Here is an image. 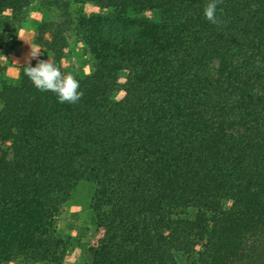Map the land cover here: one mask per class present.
Here are the masks:
<instances>
[{"label":"trees","instance_id":"1","mask_svg":"<svg viewBox=\"0 0 264 264\" xmlns=\"http://www.w3.org/2000/svg\"><path fill=\"white\" fill-rule=\"evenodd\" d=\"M78 1L109 12L0 0V55L37 3L60 21L33 43L62 71L70 34L92 58L75 104L23 65L1 84L0 264H63L54 222L80 182L104 232L87 264H264V0H223L221 26L209 0Z\"/></svg>","mask_w":264,"mask_h":264},{"label":"rangeland","instance_id":"2","mask_svg":"<svg viewBox=\"0 0 264 264\" xmlns=\"http://www.w3.org/2000/svg\"><path fill=\"white\" fill-rule=\"evenodd\" d=\"M69 4L72 13H107L108 10L90 4H81L78 0H65ZM32 11H38L37 19L40 20L38 25H34L30 15ZM9 13L5 12L7 19ZM5 19V20H6ZM7 21V20H6ZM60 21V13L55 8L42 7L34 3L28 12V17L25 23L17 30L26 31L29 35L37 33L40 24H49L54 27V24ZM50 31L44 35V40H49L52 36ZM16 34V35H17ZM16 36L9 40L0 57V87L3 82L8 84H19L18 71L16 70L20 65L14 63L8 53L19 55L21 48L15 43ZM4 51L7 54H4ZM42 52V51H41ZM48 55L41 53V59H48ZM33 61V60H32ZM63 72L71 73L74 77H82L90 73L92 69V58L87 52L83 44L73 35L70 34V41L68 47L64 50L62 58ZM127 76L125 73L120 74L118 88L114 91L113 99L120 100L123 97L121 86L126 82ZM0 149L3 154H7L9 149L7 144H0ZM95 187L88 182H80L73 190L71 197L63 204L62 209L55 219L54 227L57 234L67 242V251L64 256L63 264H87L90 261L89 249L96 246L98 241L103 237L104 232L96 226L95 219L90 208L91 199ZM11 264H20V261ZM45 264V263H40ZM175 264H198L196 257H176Z\"/></svg>","mask_w":264,"mask_h":264},{"label":"clouds","instance_id":"3","mask_svg":"<svg viewBox=\"0 0 264 264\" xmlns=\"http://www.w3.org/2000/svg\"><path fill=\"white\" fill-rule=\"evenodd\" d=\"M223 0H209L203 9L204 17L213 25L221 26L226 22L218 18L216 15L217 7L222 4ZM223 9H221V12ZM29 45L30 51L25 57L23 66V74L32 82V84L41 92H52L56 95L59 103L75 104L83 96V92L79 90V81L71 74L65 73L61 67L48 59H41V50L35 44L21 38ZM32 60H36L35 66Z\"/></svg>","mask_w":264,"mask_h":264},{"label":"crops","instance_id":"4","mask_svg":"<svg viewBox=\"0 0 264 264\" xmlns=\"http://www.w3.org/2000/svg\"><path fill=\"white\" fill-rule=\"evenodd\" d=\"M33 13L30 15V19H32V22L34 23V25H38L40 20H36L37 18V14L38 11H32ZM33 34L31 36V34L29 35V33H27L26 31H20L18 32V34L16 35V39H15V43L18 44L21 48V53L17 56L14 54H10L8 53V57H11V59L13 60L14 63H19L18 65H24L25 63V57L27 56V54L30 51L29 45L26 44L21 38H23L24 40L28 41L29 43H33ZM4 54H7L6 51H4ZM1 57V56H0ZM19 68V67H18ZM18 68L16 69L18 71Z\"/></svg>","mask_w":264,"mask_h":264}]
</instances>
